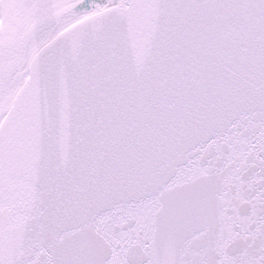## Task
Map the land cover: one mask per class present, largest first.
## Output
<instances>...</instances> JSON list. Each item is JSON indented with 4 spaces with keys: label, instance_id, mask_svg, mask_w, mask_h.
Instances as JSON below:
<instances>
[{
    "label": "snow or ice",
    "instance_id": "snow-or-ice-1",
    "mask_svg": "<svg viewBox=\"0 0 264 264\" xmlns=\"http://www.w3.org/2000/svg\"><path fill=\"white\" fill-rule=\"evenodd\" d=\"M0 264H264V0H0Z\"/></svg>",
    "mask_w": 264,
    "mask_h": 264
}]
</instances>
